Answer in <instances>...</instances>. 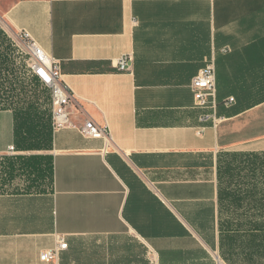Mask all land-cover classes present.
Here are the masks:
<instances>
[{"label": "crops", "instance_id": "obj_1", "mask_svg": "<svg viewBox=\"0 0 264 264\" xmlns=\"http://www.w3.org/2000/svg\"><path fill=\"white\" fill-rule=\"evenodd\" d=\"M21 30L79 110L44 142L0 108V264H264V0H0V34Z\"/></svg>", "mask_w": 264, "mask_h": 264}, {"label": "built area", "instance_id": "obj_2", "mask_svg": "<svg viewBox=\"0 0 264 264\" xmlns=\"http://www.w3.org/2000/svg\"><path fill=\"white\" fill-rule=\"evenodd\" d=\"M18 41L24 46L29 56L28 67L30 73L36 77L40 83L50 90L51 96V126L53 131L66 128L73 125L72 112L70 106H76L74 102V94L61 78L59 62L54 57L45 53L39 47L28 32L21 30L18 32ZM130 55L125 54L117 59L116 66L119 70L128 69V61ZM215 66L213 61L207 62L191 80V89L194 97V105L196 108L205 110L211 109V112H204L201 119L207 121L214 118L216 102V83H215ZM233 98H229V102ZM79 110L78 106H76ZM79 131L85 136L94 138L110 139L109 131L106 126H99L93 120H86L80 127ZM13 151L14 148L10 147ZM67 247L64 240L52 249L43 251L41 258L50 261L58 256V253ZM218 264H222L218 260Z\"/></svg>", "mask_w": 264, "mask_h": 264}, {"label": "trees", "instance_id": "obj_3", "mask_svg": "<svg viewBox=\"0 0 264 264\" xmlns=\"http://www.w3.org/2000/svg\"><path fill=\"white\" fill-rule=\"evenodd\" d=\"M11 42L7 34H0V108H10L14 111L17 134L20 132L22 135H30L46 142L49 134L48 127L50 130L51 126L50 99L46 108L39 105L30 106L31 102H25V105L20 104L18 100L7 102L17 92L27 94L25 84L17 80L16 67L11 59V53L15 49L11 48ZM34 78L39 81L36 77Z\"/></svg>", "mask_w": 264, "mask_h": 264}, {"label": "rangeland", "instance_id": "obj_4", "mask_svg": "<svg viewBox=\"0 0 264 264\" xmlns=\"http://www.w3.org/2000/svg\"><path fill=\"white\" fill-rule=\"evenodd\" d=\"M11 41V48L14 47L15 49V51L11 53V59L16 67L17 80L21 84H25L27 94L17 92L14 96L10 97L7 102L18 100L22 105H25V102H31L30 106L34 107L39 105L46 108L50 99V90L40 83V81H37L30 73L28 67L29 56L21 42L18 41L17 38H11Z\"/></svg>", "mask_w": 264, "mask_h": 264}]
</instances>
